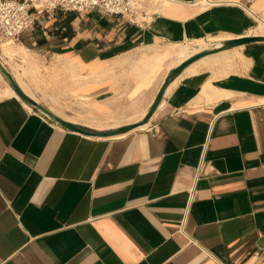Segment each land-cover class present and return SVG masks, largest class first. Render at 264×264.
I'll list each match as a JSON object with an SVG mask.
<instances>
[{
  "label": "crops",
  "instance_id": "0c3cea01",
  "mask_svg": "<svg viewBox=\"0 0 264 264\" xmlns=\"http://www.w3.org/2000/svg\"><path fill=\"white\" fill-rule=\"evenodd\" d=\"M246 1L158 0L144 28L54 11L18 47L88 71L112 41L263 36L248 10L264 18V0ZM226 50L187 66L146 124L114 137L63 128L0 88V264H264V41ZM159 55L128 71L133 93Z\"/></svg>",
  "mask_w": 264,
  "mask_h": 264
},
{
  "label": "rangeland",
  "instance_id": "374dc122",
  "mask_svg": "<svg viewBox=\"0 0 264 264\" xmlns=\"http://www.w3.org/2000/svg\"><path fill=\"white\" fill-rule=\"evenodd\" d=\"M98 15L100 19L102 13L98 12ZM251 21L255 29L259 23L253 19ZM257 31L264 33V25H261ZM3 43H9L10 51L23 50L18 47L19 43L3 41L0 45ZM113 44L114 41L110 42V52L106 55L102 66L95 65L96 69L90 66L88 71L77 66L74 61L60 58L55 61L48 60L47 63L36 60L35 68L25 71L18 58L6 59L1 50L0 55L5 58L3 66L8 73L12 77L14 75L42 107L68 122L77 123L90 130L110 131L143 119L142 111L149 110L151 95L158 88L163 77L169 73L168 69L174 65L173 61H167L169 54L167 49L175 48L177 45L174 43L152 46L124 45L114 49ZM156 52H160V55L157 56L155 63L161 69L156 74L150 75L152 79L143 93H133L135 82L128 76L131 74L128 71L139 58L153 61L152 57ZM0 75V88H4L9 81L3 73ZM97 123L99 127L94 125Z\"/></svg>",
  "mask_w": 264,
  "mask_h": 264
},
{
  "label": "built area",
  "instance_id": "2783aa9c",
  "mask_svg": "<svg viewBox=\"0 0 264 264\" xmlns=\"http://www.w3.org/2000/svg\"><path fill=\"white\" fill-rule=\"evenodd\" d=\"M157 1L0 0V43H20L22 36L31 30L37 19H44L54 11L71 13L95 9L128 26L144 28L152 16L149 5ZM253 1L255 0H247L246 5ZM232 4L246 8L239 3Z\"/></svg>",
  "mask_w": 264,
  "mask_h": 264
},
{
  "label": "water",
  "instance_id": "95a60500",
  "mask_svg": "<svg viewBox=\"0 0 264 264\" xmlns=\"http://www.w3.org/2000/svg\"><path fill=\"white\" fill-rule=\"evenodd\" d=\"M252 40H262L264 41V35L263 36H247V37H241L238 39H230L227 40L223 46L216 48V49H210L207 51H203L200 53H197L189 58H187L186 60H184L182 63H180L179 65H177V67H175L172 71H170L166 77L164 82L162 83L157 95L155 96V99L152 101V104L149 108L148 113L145 115V117H143V119H141L140 121L137 122H133L127 125H123L117 129H113L110 131H95V130H90L84 126H80L77 125L75 123L72 122H68L58 116H56L55 114H53L52 112H50L49 110L45 109L44 107H42L39 102L37 100H35L34 98H32L30 95H28L14 80V78L8 73V71L2 67V65L0 64V70L1 72L6 76V78L9 81L10 86L14 89V91L19 95V97L21 99H23L24 101H26L28 104H30L32 107L36 108L38 111L42 112L43 114H47L50 116V119H52V121L54 122H58L60 126H62L63 128H66L70 131L73 132H77L83 135H87V136H92V137H114L118 134L127 132L129 130H132L134 128H137L139 126H142L144 124H146L148 122V120L151 118L152 114L154 113V111L156 110V108L158 107L162 95L165 91V89L168 86V83L173 80L178 74H180L187 66H189L191 63H193L194 61L198 60L199 58H202L206 55H210L222 50H226L229 48H232L234 46H238L242 43L248 42V41H252Z\"/></svg>",
  "mask_w": 264,
  "mask_h": 264
},
{
  "label": "bare ground",
  "instance_id": "6f19581e",
  "mask_svg": "<svg viewBox=\"0 0 264 264\" xmlns=\"http://www.w3.org/2000/svg\"><path fill=\"white\" fill-rule=\"evenodd\" d=\"M248 12L259 23V25L257 27H261V25H264V18L255 15L250 10H248ZM226 41L227 40L225 38L212 39V40H209L208 42L207 41H203V40H196V41H192V42L179 43V44L176 45L175 48H168L167 51L169 52V54H168V60L167 61L169 62V60H171V61L174 62V65L171 66L168 69L169 72L172 71L175 67H177V65L182 63L187 58H189V57H191V56H193V55H195L197 53L203 52V51L219 48V47L223 46ZM8 44L9 43H7V44L3 43V44L0 45V47H1L0 50L3 52V55L7 59L15 60L16 58H18L20 60V62L23 64L24 70H28L34 65L32 60L25 54V50L24 49L23 50H18V51H10V48L8 47ZM222 54H223V52H222ZM224 54H225V52H224ZM227 54H228V51H227ZM0 64L2 65V67H4L2 62H1V60H0ZM1 73L2 72L0 70V74ZM171 82H172V80L168 83V86L170 85ZM6 91H7L8 94L14 95V96L20 98L19 95L14 91V89L9 84H7ZM31 97L33 98V96H31ZM148 111H147V113H148ZM44 115L50 118L49 115H47L45 113H44ZM145 115H144V117H145ZM56 123L59 125L58 122H56ZM94 125L98 126V127L100 126L98 123L94 124ZM121 134H123V133H121ZM118 135H120V134H118Z\"/></svg>",
  "mask_w": 264,
  "mask_h": 264
}]
</instances>
